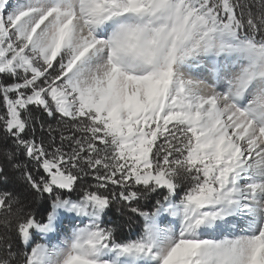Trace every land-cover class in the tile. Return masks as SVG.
I'll list each match as a JSON object with an SVG mask.
<instances>
[{"label":"snow or ice","instance_id":"obj_1","mask_svg":"<svg viewBox=\"0 0 264 264\" xmlns=\"http://www.w3.org/2000/svg\"><path fill=\"white\" fill-rule=\"evenodd\" d=\"M0 101V264H264V0H0Z\"/></svg>","mask_w":264,"mask_h":264},{"label":"trees","instance_id":"obj_2","mask_svg":"<svg viewBox=\"0 0 264 264\" xmlns=\"http://www.w3.org/2000/svg\"><path fill=\"white\" fill-rule=\"evenodd\" d=\"M0 105H2V101H0ZM0 111H2V106H0ZM47 124L56 125V121L47 117L46 115L43 117ZM40 135V130L37 127V136ZM47 138L45 134V139ZM10 144V141H9ZM6 151L5 143L0 140V166L3 167V172L0 173V191L8 190L12 192H22L27 196L28 210L36 213L37 219H40L42 216L46 217V211L50 210V201L47 199V196L43 199L35 198L33 199V195L31 193V189L24 182L20 173L12 168L11 162H9L4 153ZM21 161L27 163L29 169L33 170V173L36 174L35 164L34 162L28 161L26 157L23 155L19 156ZM39 174H43L42 170ZM6 178V179H5ZM86 183H94L91 178H87ZM158 197L150 196L147 200L142 199L139 204L141 206L148 204L149 206L154 202ZM145 210H148L147 208ZM105 221L115 220L116 224L120 225L118 229V234L121 238H128L129 234H135L138 231V221L139 218L134 214H131L128 208L124 207L122 204L118 202H113L109 210L107 211V215L104 217Z\"/></svg>","mask_w":264,"mask_h":264},{"label":"rangeland","instance_id":"obj_3","mask_svg":"<svg viewBox=\"0 0 264 264\" xmlns=\"http://www.w3.org/2000/svg\"><path fill=\"white\" fill-rule=\"evenodd\" d=\"M53 127H56V125H54ZM39 239H40V238H39V234H37V240L39 241Z\"/></svg>","mask_w":264,"mask_h":264},{"label":"bare ground","instance_id":"obj_4","mask_svg":"<svg viewBox=\"0 0 264 264\" xmlns=\"http://www.w3.org/2000/svg\"><path fill=\"white\" fill-rule=\"evenodd\" d=\"M65 215H67V214H65ZM50 235H52V234H50Z\"/></svg>","mask_w":264,"mask_h":264}]
</instances>
